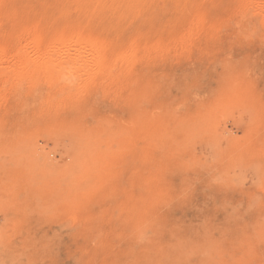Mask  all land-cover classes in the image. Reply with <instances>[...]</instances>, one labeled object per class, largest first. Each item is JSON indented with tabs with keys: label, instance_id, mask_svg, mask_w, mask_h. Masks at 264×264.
I'll use <instances>...</instances> for the list:
<instances>
[{
	"label": "rangeland",
	"instance_id": "obj_1",
	"mask_svg": "<svg viewBox=\"0 0 264 264\" xmlns=\"http://www.w3.org/2000/svg\"><path fill=\"white\" fill-rule=\"evenodd\" d=\"M0 264H264V0H0Z\"/></svg>",
	"mask_w": 264,
	"mask_h": 264
},
{
	"label": "bare ground",
	"instance_id": "obj_2",
	"mask_svg": "<svg viewBox=\"0 0 264 264\" xmlns=\"http://www.w3.org/2000/svg\"><path fill=\"white\" fill-rule=\"evenodd\" d=\"M77 51V50H76ZM75 51V52H76ZM81 52V51H80ZM75 55V54H74ZM51 56H52V54H51ZM53 57V56H52ZM76 59V58H75ZM52 59L51 58H46V59H44V60H42V61H40L39 60V62L37 63V62H35V65H34V67L32 68V69H34V70H36V73L39 71V70H43V71H46V72H48V73H52V71H53V69L55 68V64H57V63H52V62H50ZM55 60V59H54ZM35 61V60H34ZM53 61V60H52ZM75 61V60H74ZM76 61H78V60H76ZM70 62V61H69ZM31 64V63H30ZM34 64V63H33ZM73 64V63H72ZM32 65V64H31ZM75 65V64H74ZM76 65H78V63L76 62ZM71 66V65H70ZM81 66H82V64H81ZM85 68V67H84ZM61 69V68H60ZM79 70V69H78ZM54 72V71H53ZM34 74V73H33ZM52 74H54V73H52ZM66 75L68 74V73H65ZM44 75V74H43ZM36 77V79H38L37 78V75H35ZM39 76H40V74H39ZM52 76H54L55 77V75H52ZM52 76H49V82L51 81V80H53L54 78L52 77ZM57 76H60V75H57ZM57 76H56V79H57ZM63 76V75H62ZM33 77H34V75H33ZM44 77V76H43ZM42 77V78H43ZM64 77V76H63ZM63 77H61L60 76V80L63 78ZM68 77V76H67ZM39 78H41V76L39 77ZM47 78H48V75H47ZM53 78V79H52ZM43 81H45V79H42ZM41 80V81H42ZM55 80V79H54ZM47 81H48V79H47ZM53 82V81H52ZM47 85V84H46Z\"/></svg>",
	"mask_w": 264,
	"mask_h": 264
}]
</instances>
